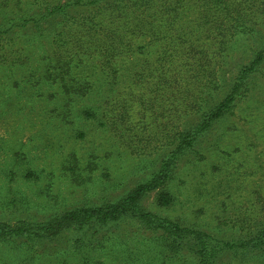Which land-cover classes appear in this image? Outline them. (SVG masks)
Listing matches in <instances>:
<instances>
[{"label":"rangeland","instance_id":"374dc122","mask_svg":"<svg viewBox=\"0 0 264 264\" xmlns=\"http://www.w3.org/2000/svg\"><path fill=\"white\" fill-rule=\"evenodd\" d=\"M67 2L64 11L75 20L96 11L69 0H0V203L24 196L35 221L89 204L103 206L124 196L156 174L178 136L197 124L198 114L162 123L154 107L141 114L133 105L131 118L117 123L123 129L118 131L105 116L101 120L102 103L125 90V83L107 86L102 77L109 72L100 71L91 61L83 60L78 67L98 72L101 88L94 98L67 102V96L53 97V87L36 84L43 68L52 65L47 58L54 50L52 39L61 33L66 36L70 25L74 28L81 22L54 13L43 17L47 7L55 9ZM36 32L43 33L44 39ZM247 38L244 44L231 42L224 57L216 59V78L214 74L209 78L215 91L200 79L201 97L209 94L220 102L242 78L233 107L191 148L166 164L160 176L165 178L163 184L139 200L143 210L158 218L207 233L221 246H232L223 247L214 264H264V245L255 241L264 229V60L243 75L258 45L264 43V22H258L254 35ZM148 57L153 59L151 54ZM85 107L97 113L94 120L79 119ZM67 108L72 109L70 118L63 117ZM140 114L145 116L139 121ZM74 153L75 167L69 161ZM27 172L37 175V180L25 178ZM0 210V220L18 219L6 207ZM76 229L51 239L38 238L34 248L23 238L0 241V264H164L157 254L149 253L153 237L129 217L114 221L110 230L116 237L122 235V243L130 235L133 239L127 248L133 252L118 247L117 240L95 251L83 242L63 250L69 239L83 238L81 229ZM188 239L193 247L195 240ZM194 263L188 253L165 264Z\"/></svg>","mask_w":264,"mask_h":264},{"label":"trees","instance_id":"16d2710c","mask_svg":"<svg viewBox=\"0 0 264 264\" xmlns=\"http://www.w3.org/2000/svg\"><path fill=\"white\" fill-rule=\"evenodd\" d=\"M74 1L96 11L75 20V16L71 17L64 11L69 7L68 2L55 9L47 7L44 18L54 13L63 20L81 22L74 28L70 25L68 32L65 31L66 36L61 33L52 39L54 50L47 57L52 65L43 68L36 84L53 87L50 88L54 90L53 97L67 96V100L64 98L67 102L82 97L86 100L94 98L101 88L98 72H84L78 67L83 60L91 61L100 71L109 72L102 77L107 86L125 83V90L102 103L105 115L101 113V120L105 116L107 122L117 126L118 131H122L121 124L131 118L129 111L133 105L141 114L154 107V111H159L156 119L162 118V123H174L177 116L180 119L188 114H198L197 124L191 132L178 136L180 138L175 141L174 149L156 174L106 205L89 204L35 221L31 219L24 196L15 195L0 203L2 209L6 207L10 211L11 217L18 218L15 222L0 220V241L23 238L25 244H32L34 248L38 238L51 239L79 228L83 238L69 239L63 250L75 249L83 242L86 249L95 251L103 248L109 240H117L118 247L132 251V247L127 248L133 239L130 235L127 238L129 241L122 243V235L116 237L110 230L114 221L129 217L138 224L139 230L143 229L146 235L153 237L149 253L157 254L162 263L177 257L184 258L189 253L194 264H214L223 247L232 246H221L207 233L158 218L143 210L139 200L163 184L165 178L160 176L166 164L169 165L179 154L191 148L199 135L233 107L242 78L235 82L231 93L220 102L209 98V94L201 97L204 93L201 92V80L206 79L210 89L213 84L209 78L213 74L214 80L216 78V59L224 57L231 42H249L247 36L254 35L258 22H264V0H69L71 3ZM42 34L36 32L39 38L44 39ZM79 36L81 39H77ZM257 48L254 60L244 68L243 75L254 71L264 60V43L261 42ZM149 54L153 55L152 60ZM139 62L136 71L130 75ZM122 71L127 75H118ZM16 85L19 86L18 83ZM215 87L214 84L210 90L215 91ZM168 104L174 108H168ZM67 109L64 118L73 114L72 109ZM84 109L79 113V119L94 120L97 113L88 107ZM143 116L139 121L144 119ZM75 155L69 157L74 167L78 160ZM86 169H89L88 166ZM36 176L27 172L24 177L37 180ZM188 236L195 240L193 247L189 246ZM255 241L264 245V229L258 231ZM32 248L27 249L32 251Z\"/></svg>","mask_w":264,"mask_h":264}]
</instances>
